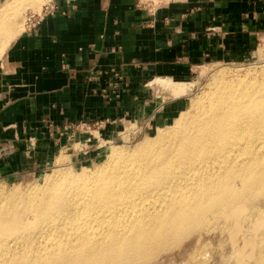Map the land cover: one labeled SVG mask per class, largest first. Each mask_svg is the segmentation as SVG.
Instances as JSON below:
<instances>
[{
    "label": "bare ground",
    "instance_id": "bare-ground-1",
    "mask_svg": "<svg viewBox=\"0 0 264 264\" xmlns=\"http://www.w3.org/2000/svg\"><path fill=\"white\" fill-rule=\"evenodd\" d=\"M3 15L0 55L16 29ZM251 69L218 70L171 124L132 150L110 146L99 166L54 170L25 190L0 185V264H206L205 235L264 214V65ZM157 82L190 95L188 83ZM261 227L241 264H264Z\"/></svg>",
    "mask_w": 264,
    "mask_h": 264
},
{
    "label": "crops",
    "instance_id": "crops-1",
    "mask_svg": "<svg viewBox=\"0 0 264 264\" xmlns=\"http://www.w3.org/2000/svg\"><path fill=\"white\" fill-rule=\"evenodd\" d=\"M47 4L54 10L25 24L0 63V152H62L77 126L114 134L140 114L154 78L247 58L263 9L260 0H48L27 13Z\"/></svg>",
    "mask_w": 264,
    "mask_h": 264
},
{
    "label": "rangeland",
    "instance_id": "rangeland-1",
    "mask_svg": "<svg viewBox=\"0 0 264 264\" xmlns=\"http://www.w3.org/2000/svg\"><path fill=\"white\" fill-rule=\"evenodd\" d=\"M10 1L7 0V2ZM149 1L154 4L160 2V0ZM260 1L262 3L261 7H263L259 14L261 22L260 26L255 29V45L247 58L237 60H208L196 67L187 78H170L165 76L154 78L149 82V85L144 87L145 93H147V96L144 97L146 104H144L140 114L136 118L124 120L122 126L114 134L108 133L106 131L107 127L104 128L101 125L91 126V129L86 125L82 127L77 126L78 128L75 129L77 133H75L74 139L70 144L64 143V146L61 148L63 149L62 152H0V185H4L3 187L10 189L25 190L29 185L42 183L45 175L54 170L63 168L80 170L82 167L93 168L99 166L108 159V148L110 146L126 147L124 148L125 150H132L144 138L154 136L158 127L161 128L171 124L179 112L189 106L190 99L199 96V94L201 95V92L207 89L211 76L218 70L227 68L245 73L251 69L252 65L253 68L251 70H254L255 67L257 69L262 67L264 65V0ZM3 2L5 1L0 0V8L4 4ZM35 2L37 3L35 4ZM44 3H46L45 0H16L14 6V9H17L15 10L16 12L12 8L8 12L0 13L9 15V17L12 16L11 18L15 22L13 25L16 27V29L14 28L15 35L12 36V39L11 37L6 39L8 43L4 45L5 48L0 55V63L6 56L12 41L24 30L27 11L40 10L42 6L40 7L37 4L43 5ZM14 19L17 21V25ZM16 30L18 31L17 35ZM158 79H170L173 83H188L190 86L187 93L190 92V95L175 94L172 92V88L163 83L159 84L157 82ZM13 191L16 190L14 189ZM263 220L264 214L259 213L253 214L247 220L246 218H225V229L221 233L207 234L198 243V245H202L211 252L206 258V264H241V259H248L245 261L248 262L253 248L257 245L255 234L261 230ZM194 238L195 236L186 239L183 242H186L184 246L188 247ZM245 248H250L247 250L248 256L238 259L241 249L245 250ZM233 251H237L238 253L235 260L231 258L234 253ZM175 253L173 252L171 255ZM162 258L163 256L155 264H175L174 261L168 263L169 259L165 261ZM180 261L183 260L181 259ZM176 264L183 263L178 262Z\"/></svg>",
    "mask_w": 264,
    "mask_h": 264
},
{
    "label": "built area",
    "instance_id": "built-area-1",
    "mask_svg": "<svg viewBox=\"0 0 264 264\" xmlns=\"http://www.w3.org/2000/svg\"><path fill=\"white\" fill-rule=\"evenodd\" d=\"M53 10L54 8H51V6L47 4L40 12H29L26 15L25 24L31 28L36 27Z\"/></svg>",
    "mask_w": 264,
    "mask_h": 264
}]
</instances>
